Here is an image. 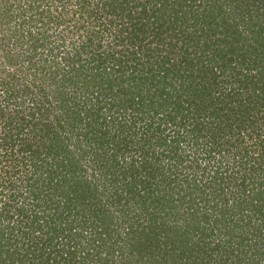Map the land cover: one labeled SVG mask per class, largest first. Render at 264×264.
Instances as JSON below:
<instances>
[{"label": "trees", "instance_id": "1", "mask_svg": "<svg viewBox=\"0 0 264 264\" xmlns=\"http://www.w3.org/2000/svg\"><path fill=\"white\" fill-rule=\"evenodd\" d=\"M89 1L76 0L75 5L79 3L82 11L87 8ZM233 1H238L239 8L241 4L245 7L246 1L248 7L251 6L244 10L247 19L251 21L250 26L256 29L257 38L252 39L255 45L253 42H246L245 38L240 48L233 47L234 42L240 41L241 33L232 31V35L227 34L228 29L234 27V21L229 24L226 21L228 18L222 15L228 9L208 5L204 0H173L177 7L174 12L181 13L182 19L180 22L174 19L170 23L174 24L169 28L172 34L162 47L156 48L148 44L160 37L155 31L153 20L140 22L138 17L127 11V20L130 21L127 29L130 31L124 29L126 34L122 35L123 29L120 25H115L116 21L111 18L108 19L107 31L116 46L122 45L123 40H126L129 43L128 48L124 45L123 51L115 54L106 51L101 58L89 57L92 65L83 69L84 65L80 62L83 53L88 51H81V47H86L85 42L80 44V41H74L72 57L66 55L63 62L55 63L52 75L62 76L59 80H53L56 95L64 96L66 92L73 90L71 100L74 107L80 108L82 102L87 112L102 113L108 106V111L113 112L109 113V117L114 115L119 118V121H108L106 113L103 118L99 116L106 126L103 136L95 138L105 148L99 165V174L102 176L97 177L102 180L101 185L96 184L97 181L92 185L85 183L78 196H75V202L84 203V195L88 201L96 204L97 200L101 201V189L105 194H102L101 199L105 197L106 201L110 199L112 205H120L119 213L126 217L129 215V220L133 221L127 230L128 227L123 226L127 219L122 217L117 222L112 217L104 216L105 209L99 208L96 211L91 206L90 209L98 220L96 227L99 228L100 242L96 241L91 245L92 248L73 264H86L84 260L91 263L95 254L99 255L101 251H104L106 258H100L101 261L97 258L95 262L94 258L95 264H165L158 262L160 255L166 252L168 241L176 242L177 248L181 249L177 254H174L176 247L170 253L164 254L166 257L172 253L171 264H264V180L258 175V172L264 171L259 169V163L264 165V146L250 152L248 145L239 137L241 130L235 131L230 119L228 122L221 121V126H214L216 138L199 141L196 139L194 145L188 144V132L196 129L189 125L194 121L191 116L195 112L193 107L198 99L207 100L211 97V88L215 87L220 77L227 76L244 83L245 90L250 85L253 89L252 98L256 99L253 104L250 93L244 96L248 101H245V107L240 108L239 105L243 103H238L231 109L233 111L230 117L236 119L234 109L240 108L243 110L241 124L248 123L252 127L255 122L246 121V111H254L257 105L258 111H264V0ZM122 4H126V0ZM185 7L191 8L186 10ZM121 9L124 11L123 6ZM144 17L148 18L146 14ZM52 19L50 18V23ZM220 24L227 31L217 32ZM116 27L117 30H114ZM104 30L106 29L100 30V33ZM53 31L56 33L55 29ZM235 33H238L237 37ZM94 34L97 36L98 33ZM259 48L263 50L257 53ZM210 83L214 85L210 86ZM41 91L44 92L43 89ZM106 96L109 98L108 103ZM60 101L59 109L54 110L55 112L53 107L45 111H52L59 118L68 119L71 108L65 105L69 101ZM225 105L226 103L221 105L222 108ZM120 110L121 114H118ZM34 111L45 113L40 108H34L32 114ZM125 112L131 116L128 120L123 115ZM77 113L79 112H75L76 115ZM84 116L82 114L80 119L72 117V126H83ZM163 122L177 128V131L176 134H172V131V135H166L162 142L155 141L154 146L158 151L156 153L151 154L144 150L140 153L141 157L133 154L134 159L127 163L123 159L130 155V151L125 145L116 141V152L111 153L105 145L113 143L124 131L128 133L129 127L135 131V137L140 129L144 136L150 129L151 134L155 133ZM116 124L121 128L115 126ZM258 134L255 137L250 134V138L256 142L262 137L261 133ZM217 139L221 143L214 141ZM210 140L222 145L220 156L217 154L209 159L206 157L204 160H197L196 166L190 150L193 148L198 153V149L200 151L211 144ZM232 155L235 160L231 159ZM237 155H243L241 161ZM162 163L168 166L165 171ZM123 164L126 166L121 167ZM194 170L195 178L191 176ZM167 172H172L171 178L165 176ZM63 180L65 183L61 186H67V180ZM187 181H191L186 185L188 189H183L182 184ZM169 184H174L179 190L175 200L180 201L181 197L185 200L181 202L182 207L178 204V210L168 211L169 208H166L164 203L170 196L161 200L162 189ZM182 191L186 192L182 194ZM106 201L105 206L108 205ZM153 205L156 209H165V216L160 218L153 214ZM28 234L31 232L28 231L26 235ZM102 236L109 242L101 238ZM26 252L29 255L28 263H22L21 260L15 262L12 259V264H37L34 263L36 256L31 255L29 249ZM48 260L38 263L49 264ZM62 260L65 261L64 258ZM52 264L62 263L54 260Z\"/></svg>", "mask_w": 264, "mask_h": 264}, {"label": "rangeland", "instance_id": "2", "mask_svg": "<svg viewBox=\"0 0 264 264\" xmlns=\"http://www.w3.org/2000/svg\"><path fill=\"white\" fill-rule=\"evenodd\" d=\"M204 1L208 5L229 10L222 15L228 18L227 23L230 24V21H234V27L227 31L220 24L216 31L224 30L228 35H232V31L240 32V41L234 42L233 47H239L245 42V38H247L246 42H253L255 45L252 39L257 38L256 29L250 26L251 21L247 19L244 10L245 7H248L247 1L244 2L245 7L241 4L240 8L238 1L233 0ZM75 2L76 0H0V130L2 129L0 133V141H2L0 143V264H12L14 263L11 261L12 259L15 262L21 260L22 263H28L29 255L26 249L30 250L31 255L36 256L34 263L37 264L40 261L45 262L46 259H49V264H52L54 260L62 264H73L77 258L82 257L92 248L91 245L96 241L100 242L99 228L96 227L98 220L95 218L94 212L92 213L91 206H94L96 211L99 208L105 209L104 216L112 217L117 222L122 217L127 219L123 224L124 227H128H126L127 230L133 222L129 220V215L126 217L121 212L119 213L120 205H112L109 202L110 199L106 201L105 197L101 199L104 194L101 189L99 191L100 202L96 198V204L90 202L82 194L85 198L84 203L75 202V196H78L85 183L92 185L94 181H97L96 184L101 185L102 180H98L97 177L102 176L99 174V165L101 154L105 148L95 138L103 136L106 126L103 125L100 117L103 118V114L106 113L108 121H119V118L114 115L109 117V113L113 112L108 111V106L102 113L87 112L82 102L80 108L74 107L71 100L73 90L65 91L66 95L64 96L56 95L53 80H59L62 76L61 74L52 75V70L55 63L63 62L66 55L72 57L74 41H80V44L85 42L86 47L80 46L81 51L83 52V49L88 51L83 53L80 62L86 67L83 69L92 65L89 63V57H100L106 51H112L115 54L123 51L124 45L128 48L129 43L126 40H123L122 45L116 46V42L110 39L107 31L110 18L116 21L115 25L121 26L124 36L126 34L124 29L127 32L130 31L127 29L130 23L127 20V11L138 17L140 22L147 20L152 22L153 20L155 31L160 34V37L152 44H148L157 48L162 47L163 43L166 44V41L170 40L169 36L172 34V30L169 28L174 26L170 23L174 19L180 22L181 13L174 12L177 7L173 0H126V4H122L123 0L116 2L90 0L87 8L82 11L80 4L75 5ZM122 6L124 11L121 9ZM190 8L185 7L186 10ZM144 14L148 16L147 19ZM50 18H53L52 25H50ZM54 29L56 33L53 31ZM102 29L106 30L100 33ZM114 30H117V27ZM95 32L98 33L97 36H95ZM101 34H104L103 38ZM235 35L237 37L238 33ZM212 38L213 36H211ZM262 50L263 48H259L257 53ZM217 80L215 87L214 83H210V86H213L211 97L207 100L198 99L197 104L193 107L195 112H192L191 116L194 121L189 125L195 126L196 129L195 131L193 129L191 133L188 132V138H190L188 144L194 145L196 139L199 141L216 138L213 132L214 126H221L223 124L221 121L228 122L230 119L234 130H241L239 137L244 140V144L248 145L250 152L255 148L262 149L264 146V139H262L264 137V111H258L259 105L254 111H246V121L255 122L253 126L250 127L248 123L241 124L243 110L241 111L240 108L245 107V103L248 102L244 96L250 93L251 102L254 104L256 101L252 98L253 89L249 85V89L246 91L243 88L244 83L231 77H220ZM93 89L96 90L95 87ZM63 99H68L69 103L65 107H70L71 111L69 112L73 113H69L68 119L59 118L56 114L51 113L52 111H45L49 107H53L52 110L55 112L54 110L59 109L60 100ZM105 100L107 103L109 102L108 96ZM225 103V107L222 108ZM238 103L243 104L239 105L240 108L234 109L236 113V119H234L230 117L233 111L231 109ZM34 108H40V111L45 113L40 114V112L34 111L32 114ZM121 111L118 114H121ZM75 112L79 113L76 115ZM82 114L85 115L83 117L84 125L72 126V117L76 116L80 119ZM123 115H126L125 119L127 120L131 117L127 112ZM115 126L120 127L119 124ZM238 126H241L242 129ZM255 126L258 128L256 129ZM141 131L142 129L135 137L133 134L135 131L131 130V127L127 128L128 133L124 131L120 137H116L113 143L105 144L109 147V153L116 152L117 141L130 151V155L123 159L130 163L134 159L133 154L141 157L140 153L144 150L150 151L151 154L158 152L154 146L155 141L159 143L165 140L166 135L176 134L177 128L163 122V125L153 134L150 133L151 129L144 136ZM100 132L102 133L100 134ZM260 133L262 137L256 138V142L250 138V134L255 137ZM141 137L142 139H140ZM219 140L214 141L221 143ZM210 143L206 148L200 151L198 149V153L193 148L190 150L195 165L198 163L197 160H204L206 157L209 159L217 154L220 156V149L223 150L222 145L213 143L212 140ZM5 151L6 154H4ZM237 156L241 161L243 155ZM231 159L235 160V156L232 155ZM259 164L261 165L259 169L264 170V165ZM259 164L256 161V166ZM124 165L126 166V164L120 166ZM161 166L164 171L168 167L165 163H162ZM170 173L172 172L165 173V176L171 178L172 174ZM195 173L196 170L191 174L194 178ZM169 174L170 176H167ZM258 175L261 180H264V171L258 172ZM64 178L68 185L62 187L61 185L65 183ZM129 179L131 180L132 177ZM190 182L180 183L183 189H188L186 185ZM166 186L167 188L162 189L161 200L170 196V199L164 203L166 208H169L168 211L178 210V204L182 207L183 203L181 202L185 200L183 197L180 201L175 200L179 190L174 184ZM185 192L182 191V194ZM172 199L175 201L168 202ZM148 200L151 201V198ZM105 201L108 202L107 206L104 205ZM153 206V214L160 218L165 216V209H160V207L156 209L155 205ZM130 214L133 215V213ZM28 231L31 234L26 235ZM106 240L109 242L108 239ZM107 241L106 243H108ZM175 243L168 241L164 254L170 253L175 247L177 250L174 251V254L179 253L181 249L177 248L178 244ZM164 254L160 255L158 263L171 264L172 253L166 257ZM94 258V262L97 258H99L98 261L106 258L104 251H101L99 255L95 254L91 263H87L86 260L83 262L95 264Z\"/></svg>", "mask_w": 264, "mask_h": 264}]
</instances>
